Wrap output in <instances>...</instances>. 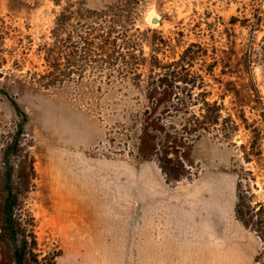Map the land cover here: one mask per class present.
<instances>
[{
    "label": "rangeland",
    "instance_id": "obj_1",
    "mask_svg": "<svg viewBox=\"0 0 264 264\" xmlns=\"http://www.w3.org/2000/svg\"><path fill=\"white\" fill-rule=\"evenodd\" d=\"M60 11L53 0H0L1 49L8 58L0 80V226L4 155L20 138L34 161L24 201L37 222L41 260L264 264V244L235 213L239 191L264 207V0L77 2V22L116 18L124 29L150 31L143 45L148 59L160 50L165 63L178 61L199 47L192 72L209 102L223 106L237 127L182 142L172 156L182 166L171 168L181 177L171 184L153 154L159 142L146 131L163 134L173 126L181 133L189 119L167 115L168 99H148L147 69L141 87L109 82L104 70L84 65L73 67L75 82L63 88L32 84L45 71L39 51L52 43ZM12 165L17 172L21 161L13 158ZM0 262L10 264L6 244Z\"/></svg>",
    "mask_w": 264,
    "mask_h": 264
},
{
    "label": "trees",
    "instance_id": "obj_2",
    "mask_svg": "<svg viewBox=\"0 0 264 264\" xmlns=\"http://www.w3.org/2000/svg\"><path fill=\"white\" fill-rule=\"evenodd\" d=\"M53 1L61 11L57 14L52 31V43L44 45L39 51L40 55H43L45 71L39 76V80L32 84L46 91L63 88L75 82L73 67L84 65L98 66L104 70L101 74L109 82L117 79L122 83L141 87V71L147 69L148 99L156 101L157 95L163 100L168 99L169 102L165 105L167 115L174 114V119L181 116L189 119L182 125L183 134H176L177 130L173 126H165L164 129L162 127L163 134L150 129L146 131L151 138H156L159 142L153 144V154L161 157L160 167L168 184L179 182L181 177L176 174L175 168H171L175 165L182 166L180 160L172 158L173 152L180 149L182 142L202 138L217 128H223L225 134H228V127H237L232 117L223 116V106L218 102H209L210 95L204 82L192 72L195 62L194 50L199 48L197 45L189 47L178 61L165 63L158 56L160 50L153 51V55L148 59L143 45L147 43L150 31L124 29L117 24L116 18L101 17L94 22L80 23L77 22L75 13L79 0ZM2 37L0 28V80L5 78L4 69L8 64V58L1 49ZM161 45H165L163 40ZM195 109H198V112ZM146 116L149 117L150 113L146 112ZM160 122L159 120L157 125L159 127ZM255 145V142L251 145L253 153L257 151ZM251 157L252 154H248V163L251 162ZM255 157H260V154ZM13 158L21 161L17 171L21 179L18 186L14 184L17 172L16 166L12 165ZM4 162L0 246L8 245L10 264H55L57 257L41 260L39 255L37 222L24 201L25 193L35 174L34 161L20 138H13L8 144ZM235 213L242 226L254 233L264 244V207H256L247 192L244 194L239 191Z\"/></svg>",
    "mask_w": 264,
    "mask_h": 264
},
{
    "label": "bare ground",
    "instance_id": "obj_3",
    "mask_svg": "<svg viewBox=\"0 0 264 264\" xmlns=\"http://www.w3.org/2000/svg\"><path fill=\"white\" fill-rule=\"evenodd\" d=\"M156 22H157V20H156ZM58 160H59V159H58ZM62 161H63V160H62ZM76 166H77V165H76ZM48 167H49V166H48ZM68 168H69V167H68ZM69 169H70V168H69ZM54 170H55V169H54ZM54 170H53V171H54ZM59 170H60V169H59ZM59 170H58V171H59ZM61 175H62V174H61ZM54 176H55V175H54ZM63 178H64V177H63ZM59 180H60V179H59ZM52 187H53V186H52ZM54 187H55V186H54ZM54 187H53V188H54Z\"/></svg>",
    "mask_w": 264,
    "mask_h": 264
},
{
    "label": "water",
    "instance_id": "obj_4",
    "mask_svg": "<svg viewBox=\"0 0 264 264\" xmlns=\"http://www.w3.org/2000/svg\"><path fill=\"white\" fill-rule=\"evenodd\" d=\"M154 23H157L156 20L153 21Z\"/></svg>",
    "mask_w": 264,
    "mask_h": 264
}]
</instances>
